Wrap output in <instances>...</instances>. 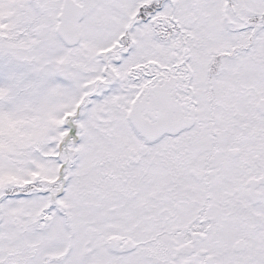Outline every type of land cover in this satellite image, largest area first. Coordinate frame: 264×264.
Masks as SVG:
<instances>
[{
    "label": "snow or ice",
    "instance_id": "6c2138e0",
    "mask_svg": "<svg viewBox=\"0 0 264 264\" xmlns=\"http://www.w3.org/2000/svg\"><path fill=\"white\" fill-rule=\"evenodd\" d=\"M0 264H264V0H0Z\"/></svg>",
    "mask_w": 264,
    "mask_h": 264
}]
</instances>
